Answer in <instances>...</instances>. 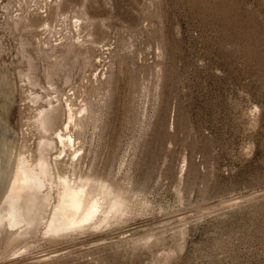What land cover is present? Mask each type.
<instances>
[{"label":"rangeland","instance_id":"rangeland-1","mask_svg":"<svg viewBox=\"0 0 264 264\" xmlns=\"http://www.w3.org/2000/svg\"><path fill=\"white\" fill-rule=\"evenodd\" d=\"M55 95L78 142L58 172L124 207L0 264H264V0H0L11 169L60 155L35 122Z\"/></svg>","mask_w":264,"mask_h":264},{"label":"bare ground","instance_id":"bare-ground-1","mask_svg":"<svg viewBox=\"0 0 264 264\" xmlns=\"http://www.w3.org/2000/svg\"><path fill=\"white\" fill-rule=\"evenodd\" d=\"M58 95H55L57 101L60 100ZM57 103L39 111L35 121L47 136L39 141V153L45 155L58 145L61 147L60 155L52 158V168L45 160L34 163L29 156L20 155L13 170L10 163H5L7 147L2 150L0 143V259L12 244L29 234L49 237L73 235L87 227L102 225L114 211L120 213L124 207L116 197L108 206L105 205L103 200L94 198L87 180L76 181L58 172L61 155L67 151L77 153L78 142L69 134L76 122L72 108L64 113L61 102ZM53 133L56 142L48 137ZM102 191L107 196L112 194L107 186ZM7 239L9 243L3 246Z\"/></svg>","mask_w":264,"mask_h":264}]
</instances>
